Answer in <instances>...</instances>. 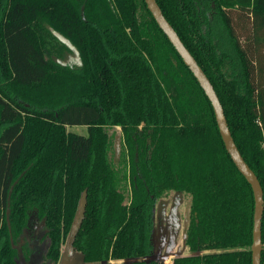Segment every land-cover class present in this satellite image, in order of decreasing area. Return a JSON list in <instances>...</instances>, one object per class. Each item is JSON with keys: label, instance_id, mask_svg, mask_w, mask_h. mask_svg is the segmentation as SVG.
Masks as SVG:
<instances>
[{"label": "trees", "instance_id": "1", "mask_svg": "<svg viewBox=\"0 0 264 264\" xmlns=\"http://www.w3.org/2000/svg\"><path fill=\"white\" fill-rule=\"evenodd\" d=\"M157 2L264 191V0ZM49 26L82 64L55 59L71 49ZM176 193L190 203L173 264H252V187L145 0H0V264H57L83 197L76 264H163L145 260L153 209Z\"/></svg>", "mask_w": 264, "mask_h": 264}, {"label": "water", "instance_id": "2", "mask_svg": "<svg viewBox=\"0 0 264 264\" xmlns=\"http://www.w3.org/2000/svg\"><path fill=\"white\" fill-rule=\"evenodd\" d=\"M148 9L151 11L155 20L157 21L160 28L164 31V33L169 38L170 42L174 45L177 52L180 54L185 64L190 68L193 72L194 76L197 78L201 87L205 91L207 97L212 103L216 121L219 127V131L221 137L224 141L225 147L230 154L232 160L235 165L239 169V171L244 175L249 184L252 187L255 207H254V224H253V241H252V264H261L262 263V253L264 250V243L262 237V219L264 213V191L261 186L260 180L254 170L250 167V165L244 159L242 153L240 152L230 130V127L227 122V118L224 112L223 105L220 101V98L212 84L211 80L203 70V68L199 65L195 57L192 55L190 50L185 46L184 42L178 35L175 28L171 25V23L165 17L160 5L157 0H145ZM51 31L56 35L61 41H63L73 52V55H69L66 59L56 58L55 59L61 64H68L69 61L73 60L72 57L76 58L78 62L81 63L80 52L78 48L63 34L50 27ZM9 213V209H8ZM85 213V199L82 198L78 213L75 216L73 221L69 236L65 243V249L62 252V264H76V259L72 262L69 261L71 252L75 251L74 248V239L76 232L78 230V226L83 220ZM30 218V217H29ZM30 221V219H29ZM28 221V224H29ZM171 244V243H170ZM170 249V245L168 250ZM79 255V253L77 254ZM154 257L153 255L147 256L145 260L150 261Z\"/></svg>", "mask_w": 264, "mask_h": 264}, {"label": "rangeland", "instance_id": "3", "mask_svg": "<svg viewBox=\"0 0 264 264\" xmlns=\"http://www.w3.org/2000/svg\"><path fill=\"white\" fill-rule=\"evenodd\" d=\"M77 131L87 133V129L81 126L76 127ZM189 199L184 195L175 194L169 200L158 201L153 211V228L151 232V246L154 260L163 264H173L175 256L187 253L185 245V235L189 212ZM173 221V225L172 222ZM35 224H39L38 219H34ZM171 243V244H170ZM170 245V249L168 247ZM65 245L62 248V252ZM78 252L70 254L69 261L75 260ZM57 264H62V255Z\"/></svg>", "mask_w": 264, "mask_h": 264}, {"label": "flooded vegetation", "instance_id": "4", "mask_svg": "<svg viewBox=\"0 0 264 264\" xmlns=\"http://www.w3.org/2000/svg\"><path fill=\"white\" fill-rule=\"evenodd\" d=\"M69 55H73L72 50L65 52L64 56L61 59H66V58H68ZM72 58H73V60L69 61L68 64H71V65L72 64H82V60H81V63H80V62H78V60L76 58H74V57H72ZM160 201H164V200H160ZM155 206H156V204H155ZM153 211H154V209H153ZM187 217H188V215L186 216V220H187ZM34 219H38V218H37V216L35 214H31L30 221H29V224H28V233H29L28 235H30L31 237H29L28 239H31L32 242H35V240L38 241V238H39V235H40L39 234V228H41L43 226V223H41V222H39V224H35ZM153 219H154V216H153ZM171 222H172L171 226H174L173 225V221H171ZM25 241H27V240L24 238L23 242H25ZM152 249H151V251H152ZM150 255H151V253H150ZM150 255H148V256H150ZM32 256H34V255H32ZM33 263H34V260H33V258H30V257L22 261V264H33Z\"/></svg>", "mask_w": 264, "mask_h": 264}]
</instances>
